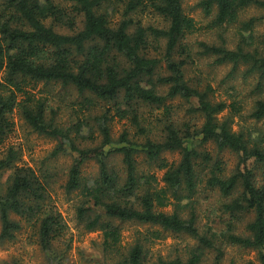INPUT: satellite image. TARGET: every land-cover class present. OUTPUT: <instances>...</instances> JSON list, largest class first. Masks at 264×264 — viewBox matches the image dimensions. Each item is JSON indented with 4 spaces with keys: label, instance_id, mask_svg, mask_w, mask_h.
<instances>
[{
    "label": "trees",
    "instance_id": "16d2710c",
    "mask_svg": "<svg viewBox=\"0 0 264 264\" xmlns=\"http://www.w3.org/2000/svg\"><path fill=\"white\" fill-rule=\"evenodd\" d=\"M185 4L0 0V146L18 112L56 141L53 157L73 156L64 188L79 192L84 227L102 232V264H237L230 248L256 252L243 264H264V127L252 123L264 121V0H197L192 7L217 35L198 47L189 40L198 26ZM198 57L230 66L222 82L243 84L219 98L212 83L188 75ZM56 99L78 104L77 117L63 121ZM116 119L130 125L117 137ZM224 151L238 157L230 171ZM20 159L13 145L0 154V241L15 240L25 220L49 263L62 264L54 241L66 223L50 202L54 174ZM90 161L98 170L86 176ZM210 191L218 199L209 213L225 227L200 224L199 194L210 198ZM127 223L144 229L125 246ZM168 233L183 244L154 254L151 245Z\"/></svg>",
    "mask_w": 264,
    "mask_h": 264
},
{
    "label": "rangeland",
    "instance_id": "374dc122",
    "mask_svg": "<svg viewBox=\"0 0 264 264\" xmlns=\"http://www.w3.org/2000/svg\"><path fill=\"white\" fill-rule=\"evenodd\" d=\"M197 0H186V6L188 12L197 21L198 30L194 32L190 37V42L198 47L199 41H216L217 35L213 31H209L206 27L208 18L204 16L200 9L193 8ZM81 24V21H80ZM230 69V66H213L210 59L206 57H198L197 63L191 66L188 75H199L204 81H209L217 88V95L219 98H226V92L233 84L240 86L243 84V78L240 80H234L231 82H222L221 79ZM41 85L39 86V88ZM60 87V86H59ZM56 89H59L56 87ZM60 90V89H59ZM55 107L61 105L60 117L63 121L71 122L73 118L77 117V114L73 111L78 108V104H71L70 101L60 102L59 99L54 101ZM183 114V112H181ZM15 127L13 132L8 136L3 145L0 146V154L4 152L9 146L13 145L19 148L21 151V159L19 161L22 165H30L39 170H49L54 174L52 180V187L50 190V202L55 205L56 208L63 215L66 223L64 237L54 241L55 249L59 252V259L62 264H102L106 259V254L102 248V232L99 230L89 231L83 223L78 220L77 207L80 202V194L78 191L68 194L64 188V184L67 180V173L70 165L73 162L72 155L61 154L53 157L51 152L56 146V141L41 135L33 131L26 121L20 116L18 112L14 113ZM236 121L242 123L241 118L236 117ZM251 123V120L248 121ZM246 123V124H248ZM256 128L264 127V121L252 122ZM244 124V123H242ZM129 123L116 119L113 123L114 135L117 137L120 132L126 127H129ZM238 128V125H235ZM99 142V141H98ZM97 142V143H98ZM196 143L200 140L197 138ZM207 149L215 153L216 147L214 144H207ZM225 167L228 171L236 166L238 157L230 151H224L221 153ZM167 157L173 161L179 159L178 153H168ZM121 155H117L114 158L120 165ZM98 165L95 161L88 162L84 167V174L86 176H93L97 173ZM9 175L6 172L2 175L1 180L4 182ZM162 176V172L159 173ZM210 198H206V194L200 193V204L198 205V212L200 214V224L215 225V227H225L224 223L220 222V215H211L209 212L215 208L211 205L216 204L218 195L215 192H209ZM173 206L170 205L166 208V211H172ZM219 213V211H216ZM220 214V213H219ZM222 215V214H221ZM13 217L19 219V216ZM227 217H225L226 219ZM215 221V222H214ZM245 224H241L240 231L244 230ZM141 226H136L131 223H127L123 228V245L127 246L135 238V231ZM1 231V222H0ZM184 237H175L168 233L163 239L154 241L151 245V251L154 254L162 253L167 255L174 249V246L183 244ZM256 256L255 251L240 250L238 248L228 249V259L233 258L237 260V264H243L248 259H253ZM0 264H50L48 261V253L43 250L38 242V236L36 230L27 221L23 220V228L18 232L17 238L10 242L0 241Z\"/></svg>",
    "mask_w": 264,
    "mask_h": 264
}]
</instances>
